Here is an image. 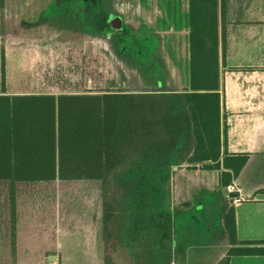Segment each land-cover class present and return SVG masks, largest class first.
Wrapping results in <instances>:
<instances>
[{
	"label": "rangeland",
	"instance_id": "374dc122",
	"mask_svg": "<svg viewBox=\"0 0 264 264\" xmlns=\"http://www.w3.org/2000/svg\"><path fill=\"white\" fill-rule=\"evenodd\" d=\"M107 2L114 9L120 3L129 6V3L136 4L137 0ZM127 10L128 7L126 11L123 9L125 14ZM46 12L42 11L40 17ZM125 17L129 19L128 14ZM23 21L35 24L31 30L24 29L22 25L21 29L17 20H9V49L4 64L1 58L0 66L3 89L12 93L57 91L102 94L127 91L153 95L147 98L146 109L155 120V128L150 136L154 153L145 156L120 176L104 181L102 264H174L183 249L185 234L181 232H190L187 225L196 227V247L193 248L196 254L207 258L209 263L219 257L223 248H211L204 241L219 243L221 239L223 187L212 183L215 181V171L209 172L214 174V177H207L209 182L196 180L198 174L210 169V164L214 165L210 160L187 162L194 144L193 138L189 136L190 132L185 131L178 115V99L168 96L175 92L167 94L158 85L162 58H140L134 53L116 52L108 38L95 34L91 28L88 35L74 34L73 29L68 27V20H57L61 28H56L48 20ZM78 22L79 25L81 20ZM33 27L40 31V38H34L37 35L32 32L35 30ZM171 59L179 64L182 76H189V57ZM184 64L187 65L184 67ZM156 153L164 154L160 156ZM164 162L168 164L164 166ZM161 169L166 176L164 179L157 176ZM100 188V182L58 184L62 208L58 195L56 219L54 223L51 221L53 225L48 231H51V242L56 244L64 264H96L95 236L88 232V222L84 217L86 206L91 202L95 206L99 201ZM195 206L198 223L194 222L192 215L190 219L181 214L183 210ZM168 216L172 220L170 233ZM178 220L181 221L179 231L176 226ZM41 231L45 230H39L42 238ZM98 243L100 245V237Z\"/></svg>",
	"mask_w": 264,
	"mask_h": 264
},
{
	"label": "crops",
	"instance_id": "0c3cea01",
	"mask_svg": "<svg viewBox=\"0 0 264 264\" xmlns=\"http://www.w3.org/2000/svg\"><path fill=\"white\" fill-rule=\"evenodd\" d=\"M42 1L43 4L40 3L41 0H0V66L2 56H6L9 49V20H17L18 28L22 25L24 29L29 30L35 22L30 25L23 20H54V8L58 0ZM75 1L80 2L79 7L85 13L87 7L86 4L83 5V0ZM127 7L128 20L125 17ZM116 9L123 15L124 20L119 16L117 18L120 20H110L112 28L118 31L123 24L127 25V34L135 42L141 40L148 42L149 54L162 58V77L159 87L165 89V92H183L188 87L190 89V68L189 76H186L187 74L182 76L179 64L171 59L189 57L190 60V0H137L136 4L129 3V6L120 3L118 8L115 7ZM45 10L47 11L45 15L40 17ZM70 26L74 34H89L88 28H77L75 23H70ZM215 26L219 44L217 91L220 93L221 168L207 169L206 172L198 174L196 180L209 182L207 177L212 175L209 172L215 171V181L212 183L221 185L222 171L233 173L232 167L239 163L240 158H244L245 163L238 173L232 176L231 182L222 188V190L228 188L231 192L237 191L239 194L231 196L222 191L224 196L221 206L224 211L219 243L204 241V244L211 248L221 246L224 250L222 254L209 263L207 258L197 255L196 250H193L196 242L183 238V249L174 264H218L230 248L224 226V215L231 205L235 208L238 239L264 240V0H218ZM32 32L37 35L36 29ZM93 32L106 38L111 35L97 30ZM34 38L40 37L34 36ZM186 65L184 64V67ZM73 93L78 92L70 94ZM0 94H39L57 97L64 93L57 91L12 93L6 88L3 89L0 81ZM3 119L0 115L1 157ZM57 125L56 123L52 146L50 136L47 143L40 144L34 140L35 136L38 138V134L32 131L31 141L19 146V156L13 160V167L17 169L38 167L41 163L39 158L22 154L38 153L43 150L49 154L52 151L56 153L55 167L58 168ZM224 158H227L229 168L224 167ZM0 167H3L2 159H0ZM212 176L214 177V174ZM73 181L101 183L99 201L95 206L92 202L86 206L84 218L88 222V232L95 236L93 246L97 248L96 264L103 263L105 213L103 180L60 179L58 176L53 179H35L17 175L0 178V264L3 262L64 264L56 244L51 242V231L48 230L56 219L58 195L59 206L62 208L58 184L73 183ZM181 214L196 219L194 208L183 210ZM176 222L179 231L178 226L181 221ZM186 228L194 232L190 225ZM41 229L45 230L41 231L42 238L38 234ZM37 236L38 241H36ZM262 245L264 246L259 244ZM188 246L190 247L187 248ZM229 264H264V254L233 255Z\"/></svg>",
	"mask_w": 264,
	"mask_h": 264
},
{
	"label": "trees",
	"instance_id": "16d2710c",
	"mask_svg": "<svg viewBox=\"0 0 264 264\" xmlns=\"http://www.w3.org/2000/svg\"><path fill=\"white\" fill-rule=\"evenodd\" d=\"M217 10L218 0H190V89L166 92L174 93L168 96L178 99V115L185 131L190 132L189 136L193 138L187 162L210 160L214 164L208 166L210 169L221 168ZM4 76L3 71V84ZM152 96L148 92L127 91L64 93L57 97L0 94V115L4 118L0 178L18 175L53 179L58 176L60 179H102L105 183L107 178L120 176L145 156L154 153L150 136L155 120L146 109V100ZM56 123L58 168L55 167L56 153L52 151L49 154L43 150L22 154L39 158L41 163L38 167H13V160L19 156V146L31 141L32 131L38 134L35 141L44 144L50 136L53 145ZM244 163V158H240L239 163L232 167L233 173L221 172L222 187L231 182L232 176ZM166 164L164 162V166ZM223 165L230 167L227 158L223 159ZM157 176L166 177L162 169ZM167 218L170 233L172 220L170 216ZM224 226L230 248L218 264H229L233 255L264 254V246H259L264 244V240L238 239L233 205L224 215Z\"/></svg>",
	"mask_w": 264,
	"mask_h": 264
},
{
	"label": "flooded vegetation",
	"instance_id": "af4514ba",
	"mask_svg": "<svg viewBox=\"0 0 264 264\" xmlns=\"http://www.w3.org/2000/svg\"><path fill=\"white\" fill-rule=\"evenodd\" d=\"M79 3L80 2L75 0H58L54 8L55 9L54 20H48V21L51 22L55 27L56 26L58 27L59 23H57V20H68L69 24L75 23V26L77 28H80L79 26L81 24V27L83 29L91 28L92 30L101 31V33L103 32L107 35L111 34L108 37L109 42L111 43L113 50H115L116 52L118 51L126 54L134 53V55L140 58L153 57L149 54L148 42L141 40L137 43L132 39V37H130L129 34H127L128 33L127 25L123 24L122 28L118 29V31H115L112 28V23L110 20H120L117 18L118 16L121 17V20H124V17L123 15L117 12V9L116 10L115 8L113 9L108 4L107 0L105 2L104 0H83L84 3L83 5L86 4L87 7L85 12L86 14L80 9ZM106 10L108 12H106ZM79 20H81V23L78 25ZM84 20H87V22H84ZM68 27L71 26L69 25ZM58 28L61 27L59 26ZM39 34L40 31L37 30V36H39ZM155 67L157 66L155 65ZM161 77H162V73H161V65H160V80L158 82V85L161 81ZM193 208L195 209L196 206ZM196 221L197 219H194L195 223ZM192 228L194 232H189L186 234L185 232L187 231H183L182 233L185 234L183 237L190 242H196V233H195L196 227L192 225Z\"/></svg>",
	"mask_w": 264,
	"mask_h": 264
},
{
	"label": "water",
	"instance_id": "95a60500",
	"mask_svg": "<svg viewBox=\"0 0 264 264\" xmlns=\"http://www.w3.org/2000/svg\"><path fill=\"white\" fill-rule=\"evenodd\" d=\"M222 191H223V193L229 194L231 196H238V194H239L237 191H235V192L228 191V188H224Z\"/></svg>",
	"mask_w": 264,
	"mask_h": 264
}]
</instances>
